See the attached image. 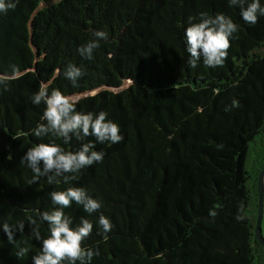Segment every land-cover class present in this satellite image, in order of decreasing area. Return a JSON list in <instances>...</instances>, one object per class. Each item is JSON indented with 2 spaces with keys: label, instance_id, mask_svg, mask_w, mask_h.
Here are the masks:
<instances>
[{
  "label": "trees",
  "instance_id": "trees-1",
  "mask_svg": "<svg viewBox=\"0 0 264 264\" xmlns=\"http://www.w3.org/2000/svg\"><path fill=\"white\" fill-rule=\"evenodd\" d=\"M200 12L238 25L223 67L188 64L185 29ZM124 28L114 51L105 40L91 60L78 53L94 31L109 39ZM69 63L84 72L78 87L63 75ZM0 77L7 80L6 90L0 85V224L25 223L23 232L14 230V244L0 228V264H33L41 241L32 238L28 217L47 238L40 213L58 207L51 192L69 187L102 204L91 215L75 202L63 209L73 228L82 218L93 223L82 244L99 249L91 264H264L246 169L250 142L264 133V16L250 25L229 0H16L0 13ZM42 83L49 94L72 97L80 112H107L123 137L96 143L103 162L69 183H31L21 163L38 143L80 148L75 137L64 143L32 134L46 123V106L31 103ZM100 214L113 225L106 240ZM20 247L30 249L23 258L15 255Z\"/></svg>",
  "mask_w": 264,
  "mask_h": 264
},
{
  "label": "clouds",
  "instance_id": "clouds-1",
  "mask_svg": "<svg viewBox=\"0 0 264 264\" xmlns=\"http://www.w3.org/2000/svg\"><path fill=\"white\" fill-rule=\"evenodd\" d=\"M230 6L238 7L242 19L255 25L260 16H264V6L260 0H229ZM16 0H0V13L7 14L10 9H15ZM198 22L190 23L185 29L187 52L190 54L188 64L196 68L199 61L208 67H223L227 59V50L230 47V38L238 31V25L224 14H216L214 17L206 12H200ZM195 18L189 17L191 22ZM94 39L77 49L78 53L88 59H93L94 51L100 47V42L108 39L106 31H94ZM15 70V69H14ZM59 75L60 70L57 69ZM64 77L69 80L73 87H78V81L84 75L81 68L69 63L64 72ZM0 85L7 89V80L0 77ZM31 103L46 108L43 112V120L33 130L32 134L37 137H45L51 134L63 139L64 143H70L72 138L80 141V148L76 152L65 151L59 144L38 143L35 147L28 148L21 163L25 164L33 173L31 183L38 182L46 177L49 184L57 182L62 177L65 183L76 179V174L82 169L91 167L94 163H102L104 153L94 150L96 143L111 142L119 143L123 140L120 135V127L117 123L108 119V113L100 111L98 114L84 113L77 110L76 102L70 96L64 95L59 90H52L49 94L48 86L41 84L39 90L32 96ZM238 101H233L232 107H238ZM230 111V108L225 109ZM93 137L94 141L87 140ZM87 140V142H85ZM222 147V145L220 146ZM42 165V166H41ZM54 208L51 212L40 213V221L48 225L49 235L43 238L40 232V224L33 217H28V225L31 236L41 241L39 254L32 256L33 264H91L94 256H99V249L85 248L82 246L93 231V223L82 218L79 226L72 227V218L65 214L63 209L71 207L75 202L81 205L84 212L89 215L99 213L102 207L100 201L93 199L82 187H69L65 191H53L50 193ZM241 208V212H242ZM215 216L216 212H210ZM242 214L236 219L243 220ZM25 223L20 221L16 225L9 223L0 224L7 235L10 243H15L14 230L23 232ZM99 225L105 233L111 232L113 225L105 215H99ZM27 247H20L15 255L23 258L29 253Z\"/></svg>",
  "mask_w": 264,
  "mask_h": 264
},
{
  "label": "rangeland",
  "instance_id": "rangeland-1",
  "mask_svg": "<svg viewBox=\"0 0 264 264\" xmlns=\"http://www.w3.org/2000/svg\"><path fill=\"white\" fill-rule=\"evenodd\" d=\"M126 33V28L119 31L115 36L107 39L106 41L112 46V50L114 51L118 46L120 39ZM112 58V55L111 57ZM130 81H122L120 87H126L130 84ZM264 133L258 134L254 140L250 142L248 156L246 160V169L249 172V180L247 182V186L250 190L251 198V205L250 210L251 212H255L256 205H257V179L258 174L261 168V165L264 161ZM256 193V194H255ZM261 234L264 237V206H263V215L260 224Z\"/></svg>",
  "mask_w": 264,
  "mask_h": 264
},
{
  "label": "water",
  "instance_id": "water-1",
  "mask_svg": "<svg viewBox=\"0 0 264 264\" xmlns=\"http://www.w3.org/2000/svg\"><path fill=\"white\" fill-rule=\"evenodd\" d=\"M257 200H258V207H257V216L256 222L254 227V238L259 245L264 248V237L261 234L260 224L263 215V201H264V165L259 171L258 179H257Z\"/></svg>",
  "mask_w": 264,
  "mask_h": 264
}]
</instances>
